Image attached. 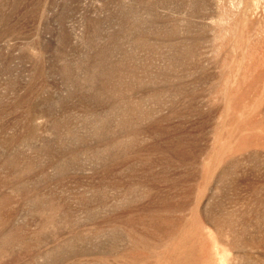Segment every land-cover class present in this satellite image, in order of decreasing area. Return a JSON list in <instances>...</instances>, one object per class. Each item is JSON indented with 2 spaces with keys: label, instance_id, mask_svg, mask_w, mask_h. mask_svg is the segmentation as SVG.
<instances>
[{
  "label": "rangeland",
  "instance_id": "374dc122",
  "mask_svg": "<svg viewBox=\"0 0 264 264\" xmlns=\"http://www.w3.org/2000/svg\"><path fill=\"white\" fill-rule=\"evenodd\" d=\"M0 264H264V0H0Z\"/></svg>",
  "mask_w": 264,
  "mask_h": 264
}]
</instances>
